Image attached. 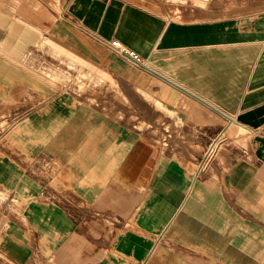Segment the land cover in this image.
Returning <instances> with one entry per match:
<instances>
[{"label":"crops","instance_id":"1","mask_svg":"<svg viewBox=\"0 0 264 264\" xmlns=\"http://www.w3.org/2000/svg\"><path fill=\"white\" fill-rule=\"evenodd\" d=\"M219 7L215 0H67L63 10L86 32L118 40L151 69L127 86L146 128L125 130L61 98L17 134L34 135V150L63 155L88 205L136 217L117 242L91 243L89 213L76 223L39 198L25 154H15L23 144L9 141L0 149V255L12 264H139L152 260L162 234L182 264H264V0ZM22 30L1 12L0 51L20 53ZM10 70L0 57V115L25 101ZM221 128L225 144L196 178L197 158Z\"/></svg>","mask_w":264,"mask_h":264},{"label":"rangeland","instance_id":"2","mask_svg":"<svg viewBox=\"0 0 264 264\" xmlns=\"http://www.w3.org/2000/svg\"><path fill=\"white\" fill-rule=\"evenodd\" d=\"M215 1L221 9V5L229 0ZM66 2L0 0V11L7 16L9 23L23 26L24 30L16 37L25 44L20 53L13 49L8 53L0 51V57L10 65L12 81H20L25 92L23 105H13L0 115V149L9 141L23 144L25 152L17 151L15 154H25V171L37 183V196L58 205L76 223L82 221L83 212L89 213L87 221L91 243L108 247L131 230L135 213L123 217L88 205L70 183L63 155L45 149L44 145L34 150V135L19 140L21 135L17 134L28 118L50 114L53 102L61 98L67 101L61 105L89 106L125 130L146 128L145 120L139 118L136 104L131 103L127 93L130 80L144 78L145 72L100 46L91 34L68 17L67 11L63 10ZM9 29L10 25L5 33L8 34ZM138 234L141 237L146 232L139 231ZM155 237L158 245L152 251V260L148 262L146 257H139V264H182L178 249L168 244L162 234ZM96 250L98 255H102ZM0 264L12 263L0 255Z\"/></svg>","mask_w":264,"mask_h":264},{"label":"built area","instance_id":"3","mask_svg":"<svg viewBox=\"0 0 264 264\" xmlns=\"http://www.w3.org/2000/svg\"><path fill=\"white\" fill-rule=\"evenodd\" d=\"M92 38H94L102 47L110 49L111 51L121 56L134 66L145 70H151L141 55H139L136 51L123 45L118 40H103L96 36H92ZM227 120L230 123V120L232 119L228 118ZM226 139L227 135L225 133V128H221L213 136H211V138L208 140L207 144L204 147L202 155L196 162L194 172L196 178H199L209 170V168L216 160L223 145L225 144Z\"/></svg>","mask_w":264,"mask_h":264}]
</instances>
